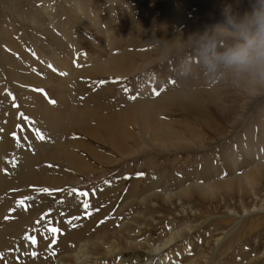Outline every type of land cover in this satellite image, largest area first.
<instances>
[{"label":"rangeland","instance_id":"374dc122","mask_svg":"<svg viewBox=\"0 0 264 264\" xmlns=\"http://www.w3.org/2000/svg\"><path fill=\"white\" fill-rule=\"evenodd\" d=\"M71 1L0 0V142L4 149L1 155L4 172L1 164L0 171L2 176L16 179L7 190L1 191V199L5 202L4 211L10 213L11 222L16 223L22 214L34 212L37 217L36 222L31 225L26 234L20 237L19 241H16V244L18 245L21 240L27 241L25 239L27 236H35L37 239V244L33 246L35 252L38 249V238L44 235V232L43 235L40 232L39 236L38 232L45 227V221L49 222L47 227L60 230L56 233V243H58L60 232H78L80 238L94 233L99 235L102 233L100 230L117 229L124 219L134 218L137 212H140L141 215L147 216H145L146 219L154 218L159 220L157 223L160 224L155 230L158 224L155 226L141 219L140 227L142 228L140 229L144 237L158 235L165 227L172 225L174 219L187 217L190 211L183 212L176 206L177 200L172 205H164L161 199H155L153 202L158 205L155 209L149 206L144 208L136 203L128 207L125 203L136 196L142 198L147 192H171L175 191L173 189L175 186L183 185L186 188L189 186L190 176L198 177L203 183L229 180L231 175L234 176L232 165L238 166L236 172L240 173L236 175L240 176L252 165L262 162L260 159H264V76L261 75L259 65L255 62L233 64L224 59L230 52L244 47H248L250 55L254 57L257 50L264 45V39L258 34V20L260 15L264 14V0H145L142 3L138 0H117L119 2L114 0L113 9L115 10L112 9L111 12L114 24L126 15L132 17L142 14V17L147 20L144 23L149 26L154 36L161 24L164 28L171 21L174 23V32L186 30L187 25L191 23V26L200 28L201 31L211 30V32L220 33L218 37L208 39L210 41L205 39L180 51L179 54L176 53L164 61L145 67L141 72L127 76L117 73L108 75L105 71L96 74L93 66L84 69L81 65L78 66L79 72L91 73L92 76L96 75V78L92 79L91 75L84 78L79 76L78 81H81L79 83L84 84L86 79H90L89 85L84 84L87 91L82 90V87L73 81L69 93L74 105H83L80 100L92 96L95 92L105 93L111 98L108 100L111 108L116 104V111L108 109L98 111L107 117L131 111L132 114L127 115L124 123L127 124L126 129L131 130L135 135L141 132L136 125L139 127L142 125L137 118L138 111L143 109L145 113L144 106L149 104L160 105L159 110L154 109V114L159 113L160 121L169 129L177 131L178 135L188 142V145H178L179 147L168 150L152 145L143 133L141 136L138 135L137 140L125 138L123 147L115 146L108 139L112 137L111 134L94 121L90 123V126L93 130L95 129L97 136L84 132L77 124L53 130L50 123L38 113L37 106L40 100L50 106L52 104L50 101L53 99L46 87L29 78L34 76L45 81L49 72L53 71L42 63L43 60L28 57L40 53L49 55L48 51H55L59 57H64L60 53L65 50L69 53L70 49L67 43V47L58 43V45L54 44L53 40L57 38L55 34L50 33L51 36L43 32L41 35L43 34L45 41H40L45 47L35 48L30 37L38 40L40 34L24 27L22 18L26 19L28 15H34L39 10L45 16L42 19L44 26H47L49 16L46 15L44 7L48 5L49 12H47L53 13V16L56 13L54 18H57L55 20L58 32H69L70 37L77 42L80 30L85 29L79 26V23L75 25L73 13L68 6V3H72ZM76 1L81 2L86 8L91 2L90 0ZM204 1L207 4H203ZM215 1H217L215 6L209 4ZM132 3L137 4L133 7L134 11L130 9ZM173 7H177L176 9L180 11L177 17L179 19L174 20V14H171L172 18L169 19L171 11L175 10ZM224 31L226 32L222 35ZM57 39L65 41L62 36ZM148 45L141 46V51H147L149 46L151 47ZM150 50L152 51L153 47ZM152 52L154 56L156 51ZM170 80L175 83H170ZM154 88L159 95H153ZM37 89H43L47 96ZM8 92L12 96L7 95ZM190 93H197L201 98V103H198L196 110L184 107L183 104H178L174 100ZM122 98L127 100V104L118 103ZM166 100L167 103H164ZM91 107L97 108L93 105ZM21 112L34 123L29 124L22 120L19 115ZM206 124L213 125L206 127ZM216 126L219 132L215 130L217 128H213ZM36 128L46 133L48 138L38 139L35 133ZM98 136L100 138H97ZM44 153L56 156L46 157ZM70 153L84 166L81 165V168H78L76 163L71 164L66 157V154ZM25 154L34 157L37 161L42 158L37 162L38 166L35 170H42L46 174L65 181L61 188L54 190L43 185L41 189L34 190L31 186L34 184L28 185L21 181ZM34 173L40 174V172ZM261 184L264 186V182ZM42 189L51 191L44 196ZM69 189L77 191L70 194ZM80 192H85L87 195L81 197ZM132 195L134 196L131 197ZM259 198L264 200V188L260 191ZM83 200L91 203L89 212L84 210L81 203ZM200 200L198 197H194L193 201L186 200L185 207L191 206L194 210V216L187 217L190 220L188 225L194 227V232L191 233V238L188 237L190 240L186 238V241L179 243L171 251L183 253L189 249L186 243L189 242L191 246V241L190 257L191 259L195 257L194 261L197 264H204L205 259H211L209 264H264V212L244 217L238 228L226 238L220 250L214 252L215 238L222 234L223 229L231 225L227 222L229 218L225 215L226 205L229 203L224 204L220 201L207 203ZM256 201L247 199L244 207L250 208ZM33 202L45 203L41 208L31 209ZM235 203V205L230 204L229 208L242 215L243 207L239 199H236ZM96 209L99 210L96 211ZM74 217L80 218L73 219ZM69 220L71 223H67ZM50 243L51 241L48 245ZM56 243L52 244V247ZM73 246L74 249L75 245ZM13 247L12 250L15 249ZM55 250L54 247L52 254L56 252ZM198 252L205 257L204 260L196 259ZM29 256L34 259L30 254ZM182 262L185 264L187 261H183V257H176L173 264Z\"/></svg>","mask_w":264,"mask_h":264},{"label":"bare ground","instance_id":"6f19581e","mask_svg":"<svg viewBox=\"0 0 264 264\" xmlns=\"http://www.w3.org/2000/svg\"><path fill=\"white\" fill-rule=\"evenodd\" d=\"M90 1L91 2L88 8H86L81 2L76 0L71 1L72 3L70 4L68 3V6L73 13V20L75 22V25L76 23H79L78 25L85 29L82 31L80 30V35L78 36L79 39L77 42H75L72 37H70L71 35H69V32L65 31L67 28L63 30L65 32H61L62 34L58 32V26L55 20L57 18H54L56 13H54V16L52 15L53 13H48V5L44 7L46 15L49 16V24L47 26H44L43 17L45 16H43V14L39 10L36 11L34 15H28L26 19L22 18V23L25 25H23L24 27L29 28L31 31H34V33L38 32V34H40V38H38V40L34 37V39L30 37V40L33 42V46L35 48L39 46H42V48L45 47V45L42 44V41H40H45L43 34L41 35V33L43 32L45 34L49 33V35H51L50 33L55 34L57 38L59 36L64 37L65 41L63 42L59 40L60 38L57 39L53 37V43H58L62 46L64 45L65 47H67L68 44V49H70L69 53H67L66 50L60 53L63 54L62 56L64 57H59V55H57L55 51H48L49 55L40 53L35 55L32 54L28 57L32 59H40V61L43 60L42 63L47 67L48 65H52L55 69L59 70V72H49V76L45 81H41L34 76H30L29 78L33 82L42 84L44 87H46L47 92L49 93L51 98L56 101L55 104H51L50 106H48L44 101L40 100L37 106L38 113L42 114V116L50 123L51 129L53 130L59 128L64 129L67 125L77 124L81 130L91 133V135L93 136L96 135V132L95 129L93 130V127L91 128L90 123L94 121L111 134L112 137H108V139L112 143H114L115 146L123 147L125 146L123 141L125 138L137 140L138 135L141 136V133H143V136L146 137L152 143V145L154 144L163 150L177 148L178 145H188V142L182 139L178 135L177 131L169 129L166 124L160 121V119L158 118L159 113L154 114V109L157 108L159 110L160 105L157 106L156 104H149L146 107L144 106V109L146 110L145 113L143 112V109H140L141 111H138L137 118L141 121L142 125L140 127L139 125H136V127L138 126V128H140L141 132H138V134L135 135L131 130L126 129L127 124L124 123L126 122L125 119L127 120V115L132 114L131 111H125V113H119L120 115L113 117H107L101 114V112H99L98 110L103 111L108 109L110 111H116L115 109L117 108V106L115 108V104L111 108L108 101L111 98L108 97L107 94L101 93L99 91L95 92V94L87 97L86 99L80 100L83 105H74V103L72 102L71 94L69 93V88L73 85V81L78 83L80 87H82V90L85 89V85H89L90 79H86V81L84 82L85 85L83 83H79L81 81H78L79 76L81 78H84L87 75H91V73L84 74L83 72H79L78 66L80 65L83 67V69L85 67L93 66V69L95 71L94 73L96 74H100L105 71L108 75L117 73L119 75L127 76L128 74L141 72L145 67H149L150 65H153L154 63L159 61H164L165 59L175 55L176 53L179 54L180 51L203 42V40L205 39L212 40L218 37L220 33L211 32V30L201 31L200 28L196 29L195 27L191 26V23L187 25L186 30H181L179 32L176 31V33L174 32V23L171 21L169 23L167 22V25L163 24L165 25L164 28L161 24L159 31L156 30L157 33L156 36H154V34H151L152 31L150 30L149 26L144 23L147 20L142 17V14H136L132 17L129 16L131 18L127 17L128 15H126L122 20L120 19V21L122 22L119 21L118 23L114 24L115 21L112 20L113 18L111 16L112 9L115 6L114 0ZM144 1L145 0H138V2L141 3ZM216 2L217 1L210 2L209 4L215 6ZM204 3L205 1L203 2V4ZM135 5L137 4L132 3V7L130 8L132 11H134L133 7H135ZM41 6L43 8V5ZM176 8L177 7H175V10H172L169 15L171 16V14H174V20L179 17L178 14L180 12ZM170 18H172V16L169 17V19ZM225 32L226 31H224L222 35H224ZM145 44L151 45V47L148 45V52L141 51V46ZM155 46L157 47V50L155 49ZM152 47V51H156V54H154V56L151 54L152 51L150 50L152 49ZM49 50L52 49L49 48ZM71 57L73 58V60ZM48 69L50 68L48 67ZM60 73H66V75H61ZM95 76H92V79L96 78ZM184 95L185 96L181 95L174 100L177 101L178 104H183L184 107L187 106L189 109L196 110L198 103H201V98L199 97V95L197 93ZM165 96L166 95L164 94V97ZM168 99L170 100L171 98H169L168 96ZM118 103H123L124 105V103L127 104V100H125V98H122L120 99V101H118ZM164 103H167V100L164 101ZM173 103L175 104V102ZM91 105L96 106L97 108H93L91 107ZM212 125L206 124V127H212ZM231 125L235 126V124ZM213 128H217V126ZM215 130L217 131L219 129L217 128ZM196 132L198 131L196 130ZM97 138L100 137L98 136ZM195 141L198 142L197 140ZM1 144L2 143L0 142V164L3 171L4 162H1V155L4 152L2 151L3 147L1 146ZM44 156L54 158L56 155L44 153ZM66 157L71 164L76 163L78 168H81V165H83L79 161V159L73 156L71 153L66 154ZM41 159L38 160L40 161ZM260 160H262V162L252 165L251 168H248L249 170L247 172L244 171V174L242 173L243 175L240 176L236 175L237 173H240L239 171L236 172L238 166H233L231 164V169L234 170V176L232 177L231 175V179L229 180L203 183L200 182L198 177L190 176L189 186L187 184L188 187L186 188H184L185 186L183 185L177 187L175 186V188H173L175 191L171 192H147L146 195L144 193V196L142 198H140L139 196L133 197L134 195H132L131 197H133V200H130L128 202L125 201V205L129 207L136 203L137 205L144 208H147V206H149L155 209L158 206L155 202H153V200L155 199H161V202L164 205H172V203L177 200L178 203L177 205H175L181 208L183 212L190 211L187 214V217H190L194 216V210L191 206L188 207L189 209L185 207L187 205L186 200L193 201L194 197H198V199L200 198L201 200H203V202L207 203L219 201L224 202V204L229 203V205H226L225 215H227L226 218H229L227 222H230L231 225L227 229H223V231H221L222 234L218 235L215 238L216 240L214 244V252H216L220 250L221 246L223 245L226 238L230 235V233L238 228L244 217L264 212V200H260L259 198V193L264 188V186L261 184V182H264V159L262 158ZM23 161L24 169H22L20 180L26 184L28 183V185L34 184L35 187L34 185H31L33 186L34 190L41 189V186L43 185L48 186L49 189L58 190L65 183V181H62V179L51 176V174H46L42 170H35V168L38 166L37 162L39 161H37V159H35L34 157H31L30 155L26 156L25 154ZM241 167L239 168V170L241 169ZM209 171H211L210 168ZM34 172H40L41 175ZM1 174L2 173L0 171V254H2V257H0V264H173L176 257H183V261H187L185 264H197L194 261L195 257L193 259H191L190 257L192 253L191 241V246L189 245V242L186 243V246H189V249H187L185 252L176 253L174 251H171L179 243L186 241V238L190 237L192 235L191 233L194 232V227L188 225L190 223V220L187 217L174 219L173 224L169 225L168 223L167 225L169 226L166 225L167 227H165L158 235L144 237L143 232L141 231L142 229H140L142 228L140 227L142 224L140 220L143 219L146 223L149 222L151 224H154L155 226L158 224L157 222L159 220H156L154 218L146 219L147 216L141 215L140 212H137L134 218L124 219L123 223L117 229H99L100 231H102V233L99 235L94 233L92 235H86L80 238V234L78 232H60L58 243L54 245V247L56 248V252L54 254H52V250L54 247L48 250V243L51 241V237L45 239L46 236H49V233L44 232V235L38 238V249L36 251L38 255L35 256L34 259H32L29 254L34 251L33 245L30 244L29 241L25 240H21L17 245L16 241H19L20 237L24 233L26 234V231L30 229L31 225L34 222H36L35 220L37 219V217L35 216L34 212H32L31 214L20 215L16 223L11 222L10 213L8 214L6 213V211H4L5 202L1 199V191L7 190L9 188V185L15 182L16 179L13 177L7 178L2 176ZM17 181L19 184V180ZM13 186L14 185H12V187ZM47 194L49 193L44 192V196H46ZM236 199H239L240 205H242L243 207L242 215H239L234 210L229 208L231 207L230 204H236ZM247 199L257 201L254 206L246 208L244 207V203ZM259 202L261 204H259ZM43 203L45 202H33L30 208H41L44 206L42 205ZM154 205H156V207H154ZM44 210L46 209L44 208ZM4 219L5 221L3 222ZM185 221L188 222L186 223ZM183 222L185 224H183ZM175 225L177 226L175 227ZM159 226L160 224L155 227V230ZM40 232L41 231L38 232L39 236ZM188 240L190 239L188 238ZM13 245L15 247H13ZM73 245H75L74 249ZM12 247L15 249L12 250ZM196 248L193 249L196 250ZM6 249L7 251L5 252ZM165 251L168 253H166ZM199 252L202 253V251ZM199 252L196 255V259L204 260L205 257H203L201 253L199 254ZM210 260L211 259H205L204 264H209V262L211 263ZM198 263H200V261ZM181 264L184 263L182 262Z\"/></svg>","mask_w":264,"mask_h":264},{"label":"snow or ice","instance_id":"6c2138e0","mask_svg":"<svg viewBox=\"0 0 264 264\" xmlns=\"http://www.w3.org/2000/svg\"><path fill=\"white\" fill-rule=\"evenodd\" d=\"M48 67H49L52 71H54V72H59V70H58V69H55L52 65H48ZM60 74H61V75H66V73H60ZM169 82H170V83H175L174 81H171V80H170ZM37 91H40V92H42L44 95L47 96V93H46L43 89H37ZM6 94L9 95V96H12V94H11L10 92H8V93H6ZM153 95H159V92L156 91L155 88L153 89ZM132 98L134 99L135 97H132ZM14 99H15V98L13 97V100H14ZM50 102H51L52 104H55V103H56L55 100H51ZM14 106H17V105L14 104ZM19 115H20V117L22 118V120L27 121V123H29V124H33V123H34V122L31 121L28 117H26V116L24 115V113L21 112ZM35 133H36V137H37L38 139H40V140H45L46 138H48V137H47V134L41 132V130H40L39 128H36V129H35ZM141 175H142V174H141ZM41 191H42V192H45V193H50L51 190H49V189H42ZM68 191H69L70 194H72V193H75L77 190H76V189H69ZM86 195H87V193H85V192H80V196H81V197H84V196H86ZM81 203H82L83 208H84V210H85L86 212H89V211L91 210V203H90L89 201H87V200H83ZM98 210H99V209H96V211H98ZM79 218H80V217H74L73 219H79ZM37 223L39 224V221H37ZM67 223H71V220L67 221ZM48 224H49V222H48V221H45V227L42 229V231H41V235H43V232H45V231L49 233V236H46L45 239H48L49 237H51V243L48 245V248L51 249L52 244L56 243V233L59 232L60 230L57 229V228H50V227H47ZM25 239H26L27 241H29L33 246H35V245L37 244V239H36L35 236H27V237H25ZM53 254H54V253H53ZM30 255L33 256V257H35V256L38 255V253L35 252V251H32V252L30 253ZM0 257H2V254H0Z\"/></svg>","mask_w":264,"mask_h":264},{"label":"clouds","instance_id":"9594fccd","mask_svg":"<svg viewBox=\"0 0 264 264\" xmlns=\"http://www.w3.org/2000/svg\"><path fill=\"white\" fill-rule=\"evenodd\" d=\"M258 24V34L262 39H264V14L260 15ZM224 59L233 64H248L255 62L259 65L261 75L264 76V45L257 50L254 57L250 55L249 48L244 47L240 50L230 52L226 57H224Z\"/></svg>","mask_w":264,"mask_h":264}]
</instances>
